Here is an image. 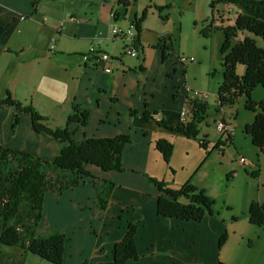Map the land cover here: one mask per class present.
<instances>
[{
  "label": "crops",
  "instance_id": "1",
  "mask_svg": "<svg viewBox=\"0 0 264 264\" xmlns=\"http://www.w3.org/2000/svg\"><path fill=\"white\" fill-rule=\"evenodd\" d=\"M121 7L118 0H0V97L13 88L14 99L30 101L41 116L49 118L47 124L54 128L66 124L74 106L85 109L89 121L77 129L74 140L120 135H129L131 139L123 149L124 171L89 170L99 179L115 184L106 208L96 209L94 183L87 179L65 190L59 198L49 194L45 197L44 220L38 233H42L43 224L44 232L49 227L63 230L68 241L62 264L113 262V248L129 224L136 226L138 257L122 264H194L197 251L204 256L209 253L210 264H214L218 257L214 248L218 233L211 240L209 229L203 226L213 217L192 222L159 216L158 192L146 180V177L160 179L175 189L187 181L201 187L191 174L192 167H185L184 160L178 166L179 170H185L179 185L176 186L174 178L178 153H185L187 158L190 151L187 144L197 143L172 129L179 124V112L188 97L183 87H192L193 81L177 62L166 27L153 28L142 23L137 47L135 28L130 39L111 34L114 28L126 31L137 18V14L128 16V10L122 11ZM129 45L136 48V58H123L122 50ZM91 47L112 56V73H105L100 65L82 58ZM18 89L28 98L19 97ZM143 113L152 119L143 121ZM16 115L19 121L12 131ZM190 117L191 113L187 122ZM222 117L227 122L223 114ZM252 120L250 117L245 125ZM31 123L29 114H17L9 105L0 106V146L52 160L58 154L59 141L35 132ZM198 138L207 142V150L196 148L199 151L196 156L206 155L200 164L208 162L213 150L225 154V147L214 148L217 142L207 140L206 135ZM158 139L173 144L170 160L173 173L154 147ZM259 155L257 162L250 158L244 164L238 163L251 167L248 173L256 174L254 178L260 184L250 202L264 201V153ZM201 188L204 190L205 186ZM202 236L201 245L197 244ZM202 241L208 242L207 249ZM18 249L27 260L32 258L33 255Z\"/></svg>",
  "mask_w": 264,
  "mask_h": 264
},
{
  "label": "trees",
  "instance_id": "2",
  "mask_svg": "<svg viewBox=\"0 0 264 264\" xmlns=\"http://www.w3.org/2000/svg\"><path fill=\"white\" fill-rule=\"evenodd\" d=\"M118 2L124 8L131 1ZM218 2L237 8L239 15L233 26L223 29L222 80L216 92L217 103L222 108L233 105L238 98L244 97V108L254 112V119L245 125L243 133L250 137L259 153H264V101L255 103L250 100L254 88L258 86L264 88V49L252 38L236 42L229 49V40L236 37L239 32L253 34L264 41V0H218ZM156 9L160 10V7ZM145 15L146 11L140 19L132 20L136 30L135 47L139 45L138 35L141 33ZM202 34L209 36V28ZM238 65L245 67L242 76L236 73ZM5 105L12 107L17 114H29L33 130L58 140L60 148L55 158L46 160L22 150L0 146V244L5 247H18L48 264H62L64 246L68 241L63 230L49 227L44 233H38L39 226L44 220L45 197L49 194L59 198L65 190L73 189L90 179L94 183L97 197L96 209L103 211L115 184L111 180L99 179L89 170L98 168L103 173L124 171L123 149L131 141L130 136L120 135L102 139L84 136L83 139L74 140L73 135L77 129L89 121L85 109L74 106L66 124L61 128H54L47 124L48 118L41 116L31 104L25 105L13 99L8 91L4 98L0 99V106ZM207 109L205 101L194 102L190 120L172 127L177 133L197 141L203 150H207V142L198 138V128L206 117ZM149 119L152 117H148L147 113L142 114L143 121L147 122ZM18 121L16 115L11 125L12 131ZM71 126L74 128L71 129ZM220 146L227 147L219 139L213 147L219 149ZM154 147L167 165L173 155V144L158 139ZM168 169L173 173L171 168ZM251 176L254 178L256 174L251 173ZM146 180L158 192L156 210L159 216L192 222H200L204 217L213 216V199L206 196L203 189L197 188L189 181L175 189L160 179L146 177ZM248 220L250 225L264 226V201L250 202ZM135 233L136 226L129 224L126 233L113 248V262L108 264H122L137 259Z\"/></svg>",
  "mask_w": 264,
  "mask_h": 264
},
{
  "label": "rangeland",
  "instance_id": "3",
  "mask_svg": "<svg viewBox=\"0 0 264 264\" xmlns=\"http://www.w3.org/2000/svg\"><path fill=\"white\" fill-rule=\"evenodd\" d=\"M130 1L127 7H121L120 9L125 11L126 8L128 16L137 14V19H140L144 11H146L142 23L144 25L148 24L153 28L166 27V30L171 34L175 57H194L195 63L184 65L183 68L186 76L193 81V86H190V88L197 91L201 90L208 95L203 98L208 105V111L204 121L199 125V137L202 138L206 135L207 140L218 142L220 135L215 128L222 114L225 116L226 123L232 125L233 128L232 133L234 132L235 135V143L225 147V154L213 150L207 158L208 162L204 165L202 162L200 164V159H204L206 155L204 153L203 158H201L202 156H196L199 154L198 149H196L198 148V142L196 141L197 143L187 144L190 150L187 158L185 153L182 154L180 152L176 158L177 167L175 170L177 173L176 177H174L176 186L179 185L180 179L185 173V170L181 171L178 169V166L184 160L185 167H192L191 174L200 182V186H205L206 196L214 201L212 205L213 218L203 225L209 229L211 240L214 239L213 235L215 236L218 233L214 241L215 253H217L218 257H216L214 264L216 262L220 264H239L242 262L252 264V260L254 264L264 263V226H253L248 222L249 200L256 194L260 184L258 178H252L251 174L248 173L251 172V167L241 166L237 162L240 158L248 161L252 158L253 161L257 162V158L260 156L250 137L243 133L245 122L250 117L254 119V112L244 108V97L238 98L233 105H226L222 108L219 107L216 99L217 88L222 80L221 59L223 55L221 51L224 41L223 29L233 26L239 15V10L237 8H228L226 4L220 3L218 0ZM151 4L155 6H151ZM156 7H160V10L156 9ZM208 28L209 36H204L202 32ZM245 38L254 39L259 47L264 49V41L247 32H239L236 37L231 38L229 40V49L236 42H242ZM244 68L238 65L236 73L242 76ZM16 91H18L19 97L28 98L25 97L27 95H25L24 91L20 89ZM6 92L3 93L0 99L4 98ZM12 92L13 88L8 91L10 97H12ZM250 100L255 103L264 101V88L259 86L254 88L251 92ZM17 101L25 105L30 104V101ZM47 121H49V118ZM179 123L185 124L187 122L179 121ZM170 162L167 164L168 168H171ZM171 169L174 170L173 168ZM201 187L199 189H203ZM219 227L221 229L220 233ZM44 230L43 224L40 231L44 233ZM203 237L197 241V244ZM220 239L221 243L219 244ZM207 245L208 242L202 241L204 249H207ZM31 257L27 260L26 257L21 255L18 247H5V245L0 244V264H48L40 261L35 256ZM210 260L211 255L209 253L204 256L203 253L197 251L194 264H210Z\"/></svg>",
  "mask_w": 264,
  "mask_h": 264
},
{
  "label": "built area",
  "instance_id": "4",
  "mask_svg": "<svg viewBox=\"0 0 264 264\" xmlns=\"http://www.w3.org/2000/svg\"><path fill=\"white\" fill-rule=\"evenodd\" d=\"M23 18V17H20ZM114 37H118L121 39H130L133 36V25H131L126 31H121L118 28H114L111 33ZM53 47V46H52ZM51 47V48H52ZM122 55L129 56L136 58L137 51L133 47V45H129L122 50ZM82 58L87 62H92V65H100L103 68L105 73H112V69L110 64L112 62V56L106 52L98 51L94 49V47L89 48L88 53L82 55ZM177 62L183 67L187 64L195 63L194 57H184L178 56L176 57ZM183 91L185 95L188 97L185 98L184 105L179 112V117L181 122H187L190 112H192V105L194 102H199L206 96V93L200 92L197 90H193L188 85L183 87ZM232 127L228 125L224 120L223 117L220 118L216 123V132L219 133L221 141L224 143L225 146L230 144V138L232 137ZM238 163L244 164L246 163V159L240 158L238 159Z\"/></svg>",
  "mask_w": 264,
  "mask_h": 264
}]
</instances>
